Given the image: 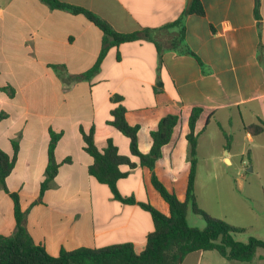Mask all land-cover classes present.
Segmentation results:
<instances>
[{
  "label": "crops",
  "instance_id": "0c3cea01",
  "mask_svg": "<svg viewBox=\"0 0 264 264\" xmlns=\"http://www.w3.org/2000/svg\"><path fill=\"white\" fill-rule=\"evenodd\" d=\"M59 1L85 8L125 34L159 29L189 8V0ZM201 2L205 16L189 15L185 26L186 43L203 68L192 56L173 50L165 51L160 62L154 43L138 40L109 46L99 72L87 80L75 77L97 62L104 44L98 27L83 15L51 9L41 0H0V150L12 155L13 142L18 144L6 183L10 192L19 195L27 232L50 255L125 243L140 253L154 231L149 212L116 200L107 185L89 174L93 158L84 150L81 128L85 133L93 130L98 149L104 150L112 140L121 155L137 162L129 139L109 125L117 106L111 101L115 95L123 98L128 124L140 126L138 148L143 154L151 150V132L159 121L166 115L179 117L155 173L180 201L186 199L190 173L187 135L194 108L202 109L195 128L198 205L208 212L197 190L205 162L208 172L216 174L217 163L232 164L235 159L245 164L246 156L255 171L256 150L264 148L256 147V140H262L264 133L252 136L244 127L264 122V0H259L260 19L255 17L256 0ZM234 118L244 132L241 149L240 139L227 129ZM51 132L61 134L55 149L60 166L42 193ZM219 134L222 141L217 140ZM120 169L126 173L117 183L123 197L149 202L170 215L148 168ZM240 188L244 189L242 184ZM248 208L250 214L255 212ZM15 233L14 203L0 186V235ZM208 253H190L180 264H223L214 263L217 257Z\"/></svg>",
  "mask_w": 264,
  "mask_h": 264
},
{
  "label": "trees",
  "instance_id": "16d2710c",
  "mask_svg": "<svg viewBox=\"0 0 264 264\" xmlns=\"http://www.w3.org/2000/svg\"><path fill=\"white\" fill-rule=\"evenodd\" d=\"M41 1L51 9L65 10L75 15L85 16L104 35L103 48L97 62L89 71L75 77V79L88 80L97 74L109 46H118L138 40L153 42L160 62L165 51L173 50L179 55L192 56L202 68L204 67L202 60L186 43L185 26L187 16H205V8L201 0H193L188 10L172 23L159 29H143L130 34L116 32L107 22L85 8L63 3L59 0ZM258 10L259 0H256V19H260ZM11 92H13L12 89ZM122 100L123 98L119 95L111 98V101L117 106L111 112L112 119L109 121V125L129 139L131 155L137 159V162H134L129 156L121 155L112 140L108 141L104 150L98 149L94 142L93 130L85 133L81 128V133L85 143L84 150L93 158V164L89 167V174L99 183L107 185L116 200L128 205L138 204L150 213L154 222V231L147 236L144 250L137 253L132 244L125 243L97 249L61 250L58 256H52L44 247L37 245L24 226V213L21 210L19 195L10 192L6 183L17 160L18 144L13 142L14 152L12 155L0 150V186L13 200L16 233L10 237L0 235V264H180L188 254L197 251H215L229 262H251L259 249L264 250V240L256 237H250L247 242L236 240L235 235L243 232V228L235 227L224 220L209 215L197 202L195 185L198 164V135L195 128L202 109L194 108L189 119L187 158L190 162V173L186 199L180 201L175 193L165 187L155 173L156 162L162 156L163 146L170 142L179 117L166 115L159 121L157 129L151 132V150L149 153L143 154L138 148L140 126L128 124L126 109L122 105ZM2 118L3 116H0V120ZM244 130L252 136H258L264 133V122L245 125ZM60 137L61 134L51 132L46 178L41 186L42 193L48 189L50 182L58 174L60 165L55 158V149ZM65 162H70V159ZM138 165L150 170L151 183L168 204L169 216L162 214L149 202L137 203L134 197H123L119 193L117 183L126 176V173L121 171V166L134 169ZM190 211L204 219V228L190 226L187 219Z\"/></svg>",
  "mask_w": 264,
  "mask_h": 264
},
{
  "label": "rangeland",
  "instance_id": "374dc122",
  "mask_svg": "<svg viewBox=\"0 0 264 264\" xmlns=\"http://www.w3.org/2000/svg\"><path fill=\"white\" fill-rule=\"evenodd\" d=\"M229 134H235L240 139V149L244 142L242 141L244 132L240 128L238 119L234 118L230 127H227ZM218 141H222L219 134ZM218 143V142H217ZM256 147L264 146V138L256 140ZM211 147L205 148L209 151ZM257 149L259 157L253 158L255 162V171H253L252 159L245 156V164L233 159L232 164L225 161L217 163L216 174L209 173L205 165L202 164L197 179V190L203 206L208 210L209 215L224 220L227 223L239 224L244 231L237 233L235 238L240 242H247L250 237H256L264 240V148ZM224 151L223 154H225ZM221 156V155H220ZM223 157V156H222ZM205 160L209 158L205 157ZM244 189L241 190L240 185ZM255 211L257 216L250 214V209ZM190 226L204 228V219L190 212ZM197 222H201L199 225ZM262 236V237H258ZM236 239V240H237ZM258 254L252 263L245 264H264V250H258ZM208 255L217 257L214 263L223 262L230 264L227 260L221 258L217 252H209ZM262 255V257H259Z\"/></svg>",
  "mask_w": 264,
  "mask_h": 264
},
{
  "label": "water",
  "instance_id": "95a60500",
  "mask_svg": "<svg viewBox=\"0 0 264 264\" xmlns=\"http://www.w3.org/2000/svg\"><path fill=\"white\" fill-rule=\"evenodd\" d=\"M193 0H189L188 1V7L190 6V4L192 3Z\"/></svg>",
  "mask_w": 264,
  "mask_h": 264
}]
</instances>
